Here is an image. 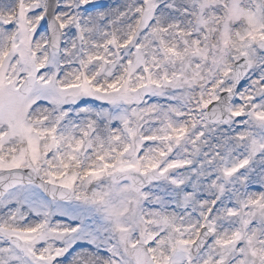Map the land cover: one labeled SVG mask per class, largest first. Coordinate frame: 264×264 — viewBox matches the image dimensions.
Returning <instances> with one entry per match:
<instances>
[{
	"label": "snow or ice",
	"instance_id": "snow-or-ice-1",
	"mask_svg": "<svg viewBox=\"0 0 264 264\" xmlns=\"http://www.w3.org/2000/svg\"><path fill=\"white\" fill-rule=\"evenodd\" d=\"M0 264H264V0H0Z\"/></svg>",
	"mask_w": 264,
	"mask_h": 264
}]
</instances>
